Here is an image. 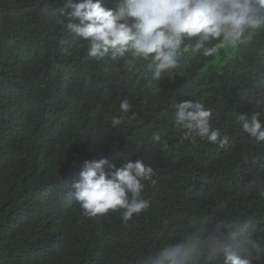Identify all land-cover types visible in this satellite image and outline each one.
I'll return each mask as SVG.
<instances>
[{
    "label": "trees",
    "instance_id": "obj_1",
    "mask_svg": "<svg viewBox=\"0 0 264 264\" xmlns=\"http://www.w3.org/2000/svg\"><path fill=\"white\" fill-rule=\"evenodd\" d=\"M62 7L0 0V264H143L205 220L209 228L249 220L253 264H264V143L236 118L264 114V32L231 54L184 53L151 83L150 59L89 58L86 41L57 23L67 19ZM124 99L136 118L113 127ZM187 99L212 109L229 146L181 143L175 105ZM101 157L155 170L143 191L149 208L126 223L123 210L86 217L75 201L84 161Z\"/></svg>",
    "mask_w": 264,
    "mask_h": 264
},
{
    "label": "clouds",
    "instance_id": "obj_2",
    "mask_svg": "<svg viewBox=\"0 0 264 264\" xmlns=\"http://www.w3.org/2000/svg\"><path fill=\"white\" fill-rule=\"evenodd\" d=\"M60 3V16L67 19L58 18L57 23L86 41L89 58L104 64H116L129 56L133 61L150 59L151 83L176 69L184 53L201 52L208 57L230 50L231 54L264 32V0H117L113 7L105 6L103 0ZM119 107L123 114L113 117V127L136 118L135 113L127 115L132 108L127 99ZM175 109L176 126L186 130L181 143L199 138L222 149L229 146L232 138L211 125L212 109L203 102L187 99L176 103ZM236 118L244 133L264 143V114H238ZM125 160L119 167L105 157L84 161L72 185L84 216L123 210L126 223L149 208L143 191L146 182L156 183L155 170L142 159ZM208 224V220L201 221L165 243L143 264H253L256 257L251 253L258 242L252 237L249 220L212 228ZM241 251L246 255L241 256Z\"/></svg>",
    "mask_w": 264,
    "mask_h": 264
}]
</instances>
